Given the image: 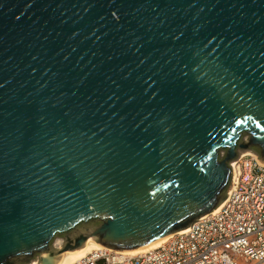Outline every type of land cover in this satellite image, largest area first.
I'll list each match as a JSON object with an SVG mask.
<instances>
[{
	"label": "water",
	"instance_id": "water-1",
	"mask_svg": "<svg viewBox=\"0 0 264 264\" xmlns=\"http://www.w3.org/2000/svg\"><path fill=\"white\" fill-rule=\"evenodd\" d=\"M239 150L264 162V0H0V264L174 235Z\"/></svg>",
	"mask_w": 264,
	"mask_h": 264
},
{
	"label": "built area",
	"instance_id": "built-area-1",
	"mask_svg": "<svg viewBox=\"0 0 264 264\" xmlns=\"http://www.w3.org/2000/svg\"><path fill=\"white\" fill-rule=\"evenodd\" d=\"M230 165L231 181L218 211L188 231L135 255L101 246L73 264H264V163L255 154H240Z\"/></svg>",
	"mask_w": 264,
	"mask_h": 264
},
{
	"label": "bare ground",
	"instance_id": "bare-ground-1",
	"mask_svg": "<svg viewBox=\"0 0 264 264\" xmlns=\"http://www.w3.org/2000/svg\"><path fill=\"white\" fill-rule=\"evenodd\" d=\"M241 154L242 155H251V154H254V153L251 152V151H241ZM262 163H264V162H262ZM232 165H233V169H234V164H232ZM235 171H236V167L233 170V174H235L234 173ZM218 209H219V206L213 211V213L218 211ZM188 229H189V227L181 230L179 233L186 232V231H188ZM171 236L172 235L164 237V238H162V239H160V240H158V241H156V242H154V243H152V244H150V245H148L146 247H143V248L130 250V251H124V253H126L128 255H135V254H138V253H141V252H146L148 250H151V249L159 247L164 242H166ZM99 247H101L99 244H97L95 241L90 239L80 249H77V250L72 251V252H68V251L64 252L60 256L59 262L57 264H73L76 261L81 260L82 258H84L88 253H90L94 249H97ZM30 264H36V261H32Z\"/></svg>",
	"mask_w": 264,
	"mask_h": 264
},
{
	"label": "rangeland",
	"instance_id": "rangeland-1",
	"mask_svg": "<svg viewBox=\"0 0 264 264\" xmlns=\"http://www.w3.org/2000/svg\"><path fill=\"white\" fill-rule=\"evenodd\" d=\"M241 154V150L238 151V156ZM237 156V157H238ZM62 244V238L61 237H56L54 240H53V245L55 247H59L60 245Z\"/></svg>",
	"mask_w": 264,
	"mask_h": 264
}]
</instances>
